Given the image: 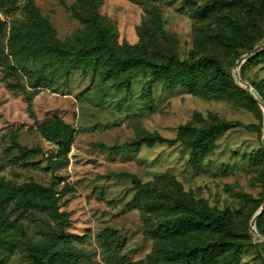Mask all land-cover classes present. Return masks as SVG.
<instances>
[{
    "label": "rangeland",
    "instance_id": "obj_1",
    "mask_svg": "<svg viewBox=\"0 0 264 264\" xmlns=\"http://www.w3.org/2000/svg\"><path fill=\"white\" fill-rule=\"evenodd\" d=\"M228 1L229 6L220 7L213 0H97L99 18L109 25L107 37L116 47L138 45L142 56L156 62L169 54L189 62L213 55L232 75L230 81L219 80L208 66L191 92L157 81L148 93L147 68L132 76L128 88L119 87L116 79L78 58L77 52L94 37L81 20L89 10L79 0H18L20 8L32 2L48 20L56 40L69 52L63 60L12 47L10 24L19 25L22 14L19 8L6 16L0 9L1 20L8 24V58L0 64L1 172L18 185L34 181L48 186L53 178L42 152L54 155L57 149L52 147L58 146L45 136L43 124L57 118L72 129L68 162L55 173L66 186L58 203L67 214L66 230L84 235L77 247L94 264H108L98 243L107 231L124 238L122 253L134 264L162 261L163 246L200 249L213 242H225L229 249L199 257L196 264H222L237 243L241 247L231 264H264V214L251 225L264 202V153L259 149L264 111L234 76L248 82L264 103V48L236 66L243 54L264 41V0ZM40 75L51 87L31 86ZM220 120L228 127L202 156L194 157L178 128L186 127V135H193ZM148 135L173 141L147 145ZM124 143L133 145L119 147ZM15 144L39 149L33 159L38 167H23L31 160L18 156ZM7 149L13 156L6 155ZM187 208L222 214L228 223L220 230L165 233L167 221ZM5 236L0 233V264H32L2 244Z\"/></svg>",
    "mask_w": 264,
    "mask_h": 264
},
{
    "label": "trees",
    "instance_id": "obj_2",
    "mask_svg": "<svg viewBox=\"0 0 264 264\" xmlns=\"http://www.w3.org/2000/svg\"><path fill=\"white\" fill-rule=\"evenodd\" d=\"M79 2L85 4L89 10L87 16L82 17L81 20L93 31L94 37L82 46L77 52V56L78 58H86L94 67H98L99 73L104 77L116 79L117 86L128 88L132 76L146 68L150 71V78L146 82L148 93L157 81H162L166 88L180 85L189 92L195 91L198 89L196 86L198 75L208 66H212L215 78L226 81L232 80V75L223 71L219 60L213 55L203 56L194 62H189L180 60L175 54H169L165 60L156 62L142 56L138 45L116 47L110 43L107 37L109 25L99 18L97 0H79ZM213 4L220 7L229 6L231 1L213 0ZM19 8L18 0H0V9L6 16ZM199 10L207 12L205 8H199ZM20 12L22 19L19 25H15L11 21V17L9 20L11 21L9 38L12 47L16 46L21 50H26L31 56L47 53L52 60H63L69 56L66 47L56 40L48 20L40 15L32 2L24 4L20 8ZM159 21L160 19L155 16L154 23L159 25ZM7 28V22L0 18V64H3L8 58L4 51ZM154 37L155 33H152L150 38L153 39ZM141 41L143 40L141 39ZM254 47L250 48L249 52ZM31 86L49 88L51 83L47 77L40 75L35 77ZM243 93L250 100L255 98L256 101L262 102L249 91L244 90ZM32 97L33 92H27L26 101L29 106ZM228 125L226 121H216L201 127L193 135H186V127L181 126L178 128V136L190 148L192 155L199 157L204 154L209 143L222 133ZM42 130L45 136L53 140L58 146L54 155L50 152L47 157L49 164L45 170L52 173L51 184L43 186L30 181L18 185L16 180L1 172L2 161L0 159V233H7V236L2 239V244L8 245L23 260L32 264H94L88 259V254L77 247L78 242L84 239V235L66 230L67 214L60 210L58 203L59 197L66 192V186H60L62 178L56 177L55 173L62 164L66 165L68 162L67 152L72 141L73 130L57 118L44 123ZM145 141L147 145H153L163 142L171 143L173 140L163 138L160 135H148ZM132 145V143H124L119 147ZM15 147L18 149V156H24L31 160L25 162L23 167H38L39 163L33 159L40 154L39 149H28L17 144ZM259 149L264 153V143L260 145ZM4 152L10 157L13 156L9 149L4 150ZM263 214L264 208L258 216ZM227 223L228 219L222 214L209 210L198 211L187 208L184 213L167 221L165 233L168 235L181 234L201 227H212L220 230ZM124 242V238L114 232H104L98 240L103 260L108 264H134L122 253ZM228 247L229 244L225 242H213L200 249L185 247L179 250H171L163 246L162 261H157L154 264H196L199 257L204 259L217 251H227ZM240 247V243L235 244L232 252L225 256L222 264H231Z\"/></svg>",
    "mask_w": 264,
    "mask_h": 264
},
{
    "label": "water",
    "instance_id": "obj_3",
    "mask_svg": "<svg viewBox=\"0 0 264 264\" xmlns=\"http://www.w3.org/2000/svg\"><path fill=\"white\" fill-rule=\"evenodd\" d=\"M264 45V41L262 44H259L257 46H255L250 52L243 54L237 61H236V66H240L242 64L243 61H245V59H247L248 57H251L252 55H254L258 50H260ZM235 78H237V80L242 83L244 85V87L252 94V87L250 86V84L246 81L241 80L240 78H238L237 74H234ZM260 106L263 108L264 111V104L260 101H257ZM263 143H264V139H263ZM264 208V202L261 204V206L258 208V210L254 213L252 219H251V225L254 224L256 217L261 213L262 209ZM253 233H255V230H253Z\"/></svg>",
    "mask_w": 264,
    "mask_h": 264
},
{
    "label": "built area",
    "instance_id": "obj_4",
    "mask_svg": "<svg viewBox=\"0 0 264 264\" xmlns=\"http://www.w3.org/2000/svg\"><path fill=\"white\" fill-rule=\"evenodd\" d=\"M55 148L57 149L56 146H53V147H52V149H55ZM49 153H50L49 151H48V152H47V151H44V152H42V155H44V157L47 158V157L49 156ZM64 184H65V181H64V180H61V181H60V186H64Z\"/></svg>",
    "mask_w": 264,
    "mask_h": 264
}]
</instances>
